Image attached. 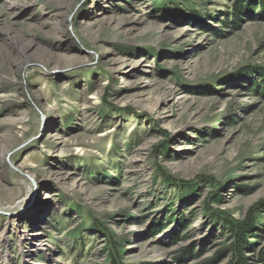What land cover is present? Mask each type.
Segmentation results:
<instances>
[{"label":"rangeland","instance_id":"374dc122","mask_svg":"<svg viewBox=\"0 0 264 264\" xmlns=\"http://www.w3.org/2000/svg\"><path fill=\"white\" fill-rule=\"evenodd\" d=\"M234 2L0 0V264L222 250L209 210L264 198V0Z\"/></svg>","mask_w":264,"mask_h":264},{"label":"trees","instance_id":"16d2710c","mask_svg":"<svg viewBox=\"0 0 264 264\" xmlns=\"http://www.w3.org/2000/svg\"><path fill=\"white\" fill-rule=\"evenodd\" d=\"M257 2L258 0H235L230 11L231 21H236L239 18V12L251 8L254 6V3ZM249 3H251V6H249ZM256 67H249V69H246L243 72H247L248 74L256 72V74H258L259 85H256L255 82H253L250 84L251 90H256L261 86H264V65ZM161 174L165 176V179L168 182L179 184L178 181L169 179L166 173ZM180 182L182 185H187L184 184V181ZM260 209H262V211L264 210V198L254 203L248 209L244 217L238 219L222 210L214 211L210 209L209 211L213 217L223 224V227L227 232V241L225 242L226 244L222 246V250H218L213 257L203 258L195 264H217L220 261H222V264H264V240L263 242L257 243L256 240L253 241L249 238L250 234L257 230L256 225L259 221ZM103 233L106 234L105 232ZM108 240L109 264H121V255L118 253L116 245L113 241H110V239ZM188 252L190 253L191 251ZM197 256H199V254H197Z\"/></svg>","mask_w":264,"mask_h":264}]
</instances>
